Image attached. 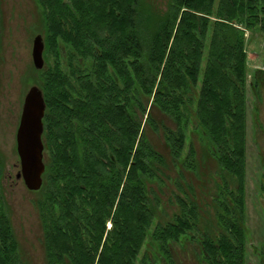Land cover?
<instances>
[{
  "label": "trees",
  "instance_id": "trees-1",
  "mask_svg": "<svg viewBox=\"0 0 264 264\" xmlns=\"http://www.w3.org/2000/svg\"><path fill=\"white\" fill-rule=\"evenodd\" d=\"M37 4L53 59V67L35 70L51 144L46 191L35 203L45 264H153L160 259L148 248L169 258L171 244L198 234L194 199L177 197L179 212L157 222L149 189L162 183L169 163L198 170L187 144L193 129L219 180L211 197L215 232L205 228L195 240L201 262L246 264V88L257 81L247 84L245 32L264 30V0ZM144 125L161 135L169 161ZM1 179L0 165V264H23ZM259 189L264 194V177Z\"/></svg>",
  "mask_w": 264,
  "mask_h": 264
},
{
  "label": "rangeland",
  "instance_id": "rangeland-1",
  "mask_svg": "<svg viewBox=\"0 0 264 264\" xmlns=\"http://www.w3.org/2000/svg\"><path fill=\"white\" fill-rule=\"evenodd\" d=\"M164 5L167 0H145ZM43 22L37 0H0V165L2 171L1 195L11 220L19 245L23 264H45L42 231L33 201L37 193L29 192L22 180H16L19 159L16 153L15 134L19 123L24 96L39 79L32 59V41L36 35L44 38ZM247 54V84L257 81V87L246 88V225L248 228L246 264H264V194L260 192L264 177V30L245 32ZM49 61H51L49 59ZM204 63L202 64V66ZM34 81V83H33ZM157 121L172 126L165 118L153 111ZM150 143L169 161V153L162 138L149 127ZM195 148L198 159L196 172L171 165L164 171L162 183L149 185L158 199L157 222L169 221L179 212L177 197L187 193L200 207L198 234L193 231L188 240L182 238L168 247L169 258L159 255L150 247L146 251L153 264H202L196 237L200 230H213L214 213L211 197L218 180L215 162L205 151L197 132L188 133L187 144ZM187 149V146H186ZM185 154V153H184ZM183 154V155H184ZM212 224V226H211ZM207 225V227H206ZM211 226V227H209ZM143 252L145 249L142 250ZM261 254V257H260ZM142 256V255H141ZM160 256V258H159Z\"/></svg>",
  "mask_w": 264,
  "mask_h": 264
},
{
  "label": "water",
  "instance_id": "water-1",
  "mask_svg": "<svg viewBox=\"0 0 264 264\" xmlns=\"http://www.w3.org/2000/svg\"><path fill=\"white\" fill-rule=\"evenodd\" d=\"M44 40L36 35L32 41L31 59L33 67L41 70L43 67ZM44 100L37 86H31L23 99L18 128L15 135L16 152L19 159L21 178L29 191H37L41 187L44 165L42 162L44 115Z\"/></svg>",
  "mask_w": 264,
  "mask_h": 264
},
{
  "label": "flooded vegetation",
  "instance_id": "flooded-vegetation-1",
  "mask_svg": "<svg viewBox=\"0 0 264 264\" xmlns=\"http://www.w3.org/2000/svg\"><path fill=\"white\" fill-rule=\"evenodd\" d=\"M43 40H44V38H43ZM49 59L51 60V61H49ZM78 63H80V61H78ZM79 66V65H78ZM50 67H53V59H52V56L47 52V49H46V47H45V41H44V50H43V67H42V69H41V71L42 70H48V68H50ZM35 69V68H34ZM75 69H76V66H75ZM36 70V69H35ZM34 83V82H33ZM31 86H37L38 88H39V90L41 91V93H42V96H43V91H42V89H41V87L40 86H38V85H31ZM30 86V87H31ZM73 86L75 87V89L76 90H80L79 88H80V83H78L77 81H73ZM29 87V88H30ZM43 100H44V98H43ZM23 104V103H22ZM44 104H45V107H44V115H43V118H42V125H43V131H42V135H41V140H42V145H43V150H42V162H43V165H44V171H43V173H42V183H41V187L39 188V190H37V191H29V192H31V193H37L38 195H41V194H43V190H45V188H46V186H47V183H46V179H45V177H46V173H47V166H48V161H49V154H48V152H49V150H50V148H51V144L49 143V138H48V136H47V133H46V137L44 138V132H45V130H46V127H45V125H44V117H45V114H46V111H47V108H46V102L44 101ZM122 106H126V102L124 101V102H122V104H121ZM20 119V118H19ZM19 124V123H18ZM143 127H145V129L147 128V126H143ZM18 128V127H17ZM147 130V129H146ZM17 131V130H16ZM47 132V131H46ZM16 135V134H15ZM160 135V134H159ZM161 136V135H160ZM162 138V137H161ZM16 142V141H15ZM17 153V152H16ZM178 162H173V165L175 166V165H177V166H181L179 163L177 164ZM170 165V164H169ZM172 165V164H171ZM19 167H20V165H19ZM182 167V166H181ZM20 171V170H19ZM187 171V170H186ZM188 173H191L189 170L187 171ZM19 172H17L16 173V175H15V179L16 180H22L21 178H17V174H18ZM23 182V181H22ZM24 184V183H23ZM44 186H45V188H44ZM26 188V187H25ZM121 190H122V186H121V188H120V190H119V192H118V194H120L121 193ZM46 191V190H45ZM44 191V192H45ZM51 192V191H50ZM36 200H37V197H36V199L33 201V205L35 206V203H36ZM118 200V198L116 199V202L114 203V205H113V207L111 208V210H110V213H113L114 211H115V209H116V206H117V201ZM36 209V208H35ZM37 211V210H36ZM39 218V217H38ZM39 224H40V221H39ZM107 228L109 229L110 227H111V222L109 221V222H107ZM40 227H41V225H40ZM42 231V230H41Z\"/></svg>",
  "mask_w": 264,
  "mask_h": 264
}]
</instances>
